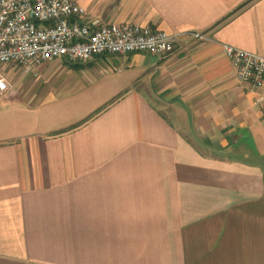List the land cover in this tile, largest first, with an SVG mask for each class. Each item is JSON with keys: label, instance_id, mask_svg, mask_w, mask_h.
Returning a JSON list of instances; mask_svg holds the SVG:
<instances>
[{"label": "crops", "instance_id": "1", "mask_svg": "<svg viewBox=\"0 0 264 264\" xmlns=\"http://www.w3.org/2000/svg\"><path fill=\"white\" fill-rule=\"evenodd\" d=\"M75 1L179 36L85 62L86 100L0 65V264H264V90L222 50L264 56V0Z\"/></svg>", "mask_w": 264, "mask_h": 264}, {"label": "built area", "instance_id": "2", "mask_svg": "<svg viewBox=\"0 0 264 264\" xmlns=\"http://www.w3.org/2000/svg\"><path fill=\"white\" fill-rule=\"evenodd\" d=\"M86 10L75 0H0V65L31 71L52 59L82 63L100 55L133 53L168 55L175 49L177 34L137 23L84 21ZM205 39L202 33L190 34ZM226 58L240 81L264 90V56L223 44ZM10 84L0 75V94ZM262 117L264 118V94Z\"/></svg>", "mask_w": 264, "mask_h": 264}, {"label": "rangeland", "instance_id": "3", "mask_svg": "<svg viewBox=\"0 0 264 264\" xmlns=\"http://www.w3.org/2000/svg\"><path fill=\"white\" fill-rule=\"evenodd\" d=\"M60 63L61 66L64 67V70L57 72L55 63ZM51 63V64H50ZM49 65L42 71L46 76H55L58 79L63 80H69L68 85V91L69 94L72 96H75L77 100H86L91 97V95L95 92V86L96 83L94 81V78H99V76L96 74V72L87 73L84 70V68H88L87 64L85 62L82 63H76V62H64L63 59H55L51 60ZM76 64V65H75ZM9 64H2V67H5ZM10 67V72H8L6 68H4L2 71L3 75L7 78L8 75H10V78L15 80L18 74H21L22 71L16 67ZM97 75V76H96ZM9 78V79H10ZM55 80V81H56ZM68 83V82H66ZM19 90V89H18Z\"/></svg>", "mask_w": 264, "mask_h": 264}, {"label": "trees", "instance_id": "4", "mask_svg": "<svg viewBox=\"0 0 264 264\" xmlns=\"http://www.w3.org/2000/svg\"><path fill=\"white\" fill-rule=\"evenodd\" d=\"M252 0H246L245 2L241 3V5H239L235 10L231 11L227 16L231 15L233 12H235L236 10H238L239 8H241L242 6H244L245 4L251 2Z\"/></svg>", "mask_w": 264, "mask_h": 264}]
</instances>
